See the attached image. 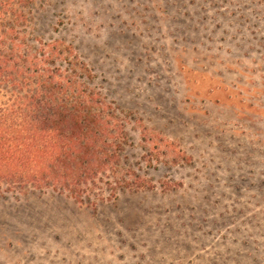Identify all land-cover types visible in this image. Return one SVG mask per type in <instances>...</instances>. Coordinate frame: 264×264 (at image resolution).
I'll return each mask as SVG.
<instances>
[{
  "label": "rangeland",
  "instance_id": "obj_1",
  "mask_svg": "<svg viewBox=\"0 0 264 264\" xmlns=\"http://www.w3.org/2000/svg\"><path fill=\"white\" fill-rule=\"evenodd\" d=\"M115 109L139 189L0 187V264H264V0H26Z\"/></svg>",
  "mask_w": 264,
  "mask_h": 264
},
{
  "label": "trees",
  "instance_id": "obj_2",
  "mask_svg": "<svg viewBox=\"0 0 264 264\" xmlns=\"http://www.w3.org/2000/svg\"><path fill=\"white\" fill-rule=\"evenodd\" d=\"M26 0H0V187L49 189L77 202L101 188L139 189L119 166L117 111L80 82L85 65L61 40L22 33Z\"/></svg>",
  "mask_w": 264,
  "mask_h": 264
}]
</instances>
